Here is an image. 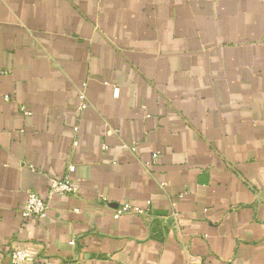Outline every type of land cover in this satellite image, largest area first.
<instances>
[{
  "label": "crops",
  "instance_id": "0c3cea01",
  "mask_svg": "<svg viewBox=\"0 0 264 264\" xmlns=\"http://www.w3.org/2000/svg\"><path fill=\"white\" fill-rule=\"evenodd\" d=\"M69 164L77 190L49 198ZM13 247L264 264V0H0V264Z\"/></svg>",
  "mask_w": 264,
  "mask_h": 264
},
{
  "label": "built area",
  "instance_id": "2783aa9c",
  "mask_svg": "<svg viewBox=\"0 0 264 264\" xmlns=\"http://www.w3.org/2000/svg\"><path fill=\"white\" fill-rule=\"evenodd\" d=\"M81 101L78 106L79 110H83L88 106L83 92L80 93ZM125 148L133 147L124 144ZM157 159V153L152 154V162ZM149 164V162H146ZM75 170L73 164L67 166V171L63 176L49 178L48 197L51 198L54 195L71 194L77 190L76 183L70 178L69 173ZM48 209L47 201L43 200L36 192L29 191L27 197L20 208V217L23 220H30L32 218H43L46 215ZM128 212L144 213V210L134 207L129 203L122 204L117 207L113 212V217L118 218L122 214ZM74 242L71 241L70 244ZM9 256L12 264H21L27 259V253L19 247H13L9 251Z\"/></svg>",
  "mask_w": 264,
  "mask_h": 264
}]
</instances>
